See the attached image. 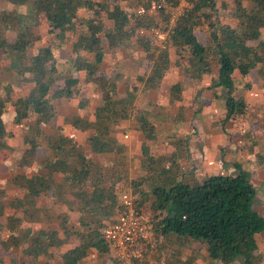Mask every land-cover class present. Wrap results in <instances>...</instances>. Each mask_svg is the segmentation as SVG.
<instances>
[{
    "label": "trees",
    "instance_id": "obj_1",
    "mask_svg": "<svg viewBox=\"0 0 264 264\" xmlns=\"http://www.w3.org/2000/svg\"><path fill=\"white\" fill-rule=\"evenodd\" d=\"M7 1L19 8L29 5L31 10L24 14L0 7V50L10 55L9 70L22 77L16 81L2 77L5 68L0 63V154L7 156L6 140L13 136L3 121L8 109H15V124L28 131L27 149L19 163L26 172L12 180L19 196L8 201L0 189V217H5L0 223V261L6 256L1 264L11 254V264H82L91 256L110 255L111 245L103 231L113 219L119 221L129 193L136 211L153 216L158 238L169 242L175 237L181 245L198 242L213 263L262 264L257 237L264 232V214L256 209L252 173L237 164L234 175L210 176L201 182L183 180L178 161L188 157V140L173 138L168 142L172 154L153 155L148 143L158 132L153 124L156 101L146 95L160 91L169 71L176 68L189 82L210 77L213 96L226 101L227 122L247 117L249 104L235 94L239 80L254 71L264 86V0H247L248 5L246 0H191V8L170 30L164 48L155 36L140 34L169 23L163 12L138 14L151 0ZM221 9L226 20L221 19ZM42 17L61 43L73 38V70L59 69L51 46L35 49ZM203 30L209 35L205 44L198 39ZM9 31L16 32L17 38L9 41ZM132 46L145 55L141 63L146 69L135 82L126 83L123 72L104 71L109 52L123 57ZM26 73L32 78H25ZM22 81L34 87L28 95L17 97L14 87ZM89 84L102 95L94 119L77 115L70 122L78 130L92 132L87 144L77 143L58 126L47 141L53 158L44 159L43 170H30L41 147L42 126L57 115L53 102L79 94L78 106L83 109L89 104L85 95ZM123 84L125 90L120 93ZM249 86L244 83V88ZM183 89L181 84L172 87V104L181 101ZM129 121H136L145 137L143 173L137 178H130L127 169L121 171L129 160L124 144L116 138L119 129L127 130ZM106 154H115L112 165L97 162L96 156ZM257 159L264 163L262 157ZM56 173L63 175L60 185L55 184ZM121 184L120 190L117 185ZM51 193L54 202L40 207L39 199ZM172 256V264L193 261H179L178 253Z\"/></svg>",
    "mask_w": 264,
    "mask_h": 264
},
{
    "label": "crops",
    "instance_id": "obj_2",
    "mask_svg": "<svg viewBox=\"0 0 264 264\" xmlns=\"http://www.w3.org/2000/svg\"><path fill=\"white\" fill-rule=\"evenodd\" d=\"M0 7L2 11L15 12L20 10L21 13H30L31 7L26 5L19 8L12 2L7 0H0ZM38 33L40 39L37 42L35 49L41 47L51 46L53 49L54 57L57 60L60 70L70 71L73 70L72 59L74 57L72 53L73 38H70L66 43H61L55 37V33L49 32V26L43 17L40 19V25L38 27ZM7 38L12 41L17 38V33L14 31L7 32ZM262 40L263 36H262ZM251 45H257L250 43ZM35 49L31 52L35 51ZM140 50V49H139ZM129 55V51H127ZM130 57V58H129ZM126 57V54L121 57L119 54L108 53V60L104 63L110 65L112 71H104L108 74H115L117 71L123 72V64L131 59L137 62V58L132 55ZM0 63L5 68L2 77H9L12 81L22 79L18 76L16 71L9 70L11 65L10 55L6 50H0ZM137 65H135V68ZM134 68V71L137 69ZM174 74V84L166 85L158 92H150L146 95V98L156 101V108H154L153 115L155 119L153 124L156 127L157 137L155 140L148 143L152 147V153L155 157L162 154H172L174 149L168 146V142L173 138H184L188 140V157L180 159L181 165V178L185 181H203L205 178L215 175H231L237 173L236 165L240 164L244 168L248 169L253 175V181L257 188V210L264 213V163L259 164L257 156L262 157L264 160V86L257 76L256 72L244 80V83L250 84L248 88H243L236 92V96L246 101L249 104V113L247 117L242 118L240 126L233 122V120L226 121L227 107L226 101L223 98H215L213 93L215 90L211 89V79L208 76L203 77L201 80L190 81L185 79L182 71L172 68ZM169 71V72H170ZM25 78L30 79L32 75L30 73L25 74ZM239 79L240 76L238 77ZM10 80V81H11ZM167 80V79H166ZM240 81H243L242 79ZM181 84L184 86L182 99L177 102L176 105L171 103V89L174 85ZM34 84L31 82L22 81L15 86V96H26L32 90ZM167 88V90L165 88ZM124 91V90H123ZM120 92V93H123ZM218 91H224L219 89ZM85 95L89 104L83 109H79L78 99L80 95L76 94L74 99H57L53 102L54 109L57 112L55 119L50 124L42 126L43 135L40 138L41 147L37 154V160L34 166L30 170L35 172L43 170V161L45 158H53L52 150L48 147V139L54 136L56 128L61 126L63 133L67 136L74 138L77 143L86 145L87 138L92 132H86L74 128L70 122L73 117L77 115L87 117L90 121L94 119V112L101 101V93L95 91L92 84L88 85ZM81 100V99H80ZM16 117V111L13 108L8 109L3 115V121L5 123L8 132H11L13 136L6 140L7 145L10 147V151L5 156L0 154V189H2L7 195L6 199L12 201L15 196H19L17 188L12 184V180L20 173L26 172L19 168V163L27 149L25 144V137L28 134L27 128L22 125L15 124L14 119ZM249 117V118H248ZM247 118L251 122V136L249 139L237 135L238 132L244 133L243 128L247 125ZM132 123L135 124L132 130ZM248 126V127H249ZM127 127L124 130L119 129L117 139L125 146V155L127 156L130 164L134 160L133 165L137 170V167L141 169L142 160V144L145 142L144 134L139 130L136 121H129ZM260 130H259V128ZM257 129V130H256ZM137 132V136H130L127 133ZM257 131H260L259 133ZM257 132V136L256 133ZM119 143V144H120ZM138 144V149H137ZM136 151V152H135ZM5 153V152H4ZM138 154V155H137ZM136 155V156H135ZM135 156V157H133ZM5 157V158H3ZM115 154H106L103 156H96V160L99 164L112 165ZM137 162L139 165H137ZM129 164V165H130ZM143 172L140 171V174ZM218 173V174H216ZM54 180L56 185H60L63 182V175L54 174ZM130 192V191H129ZM131 195V194H130ZM132 196V195H131ZM2 199L0 198V201ZM55 200L54 193L49 194L46 197L39 199V206L46 207L51 205ZM133 200V199H130ZM129 200V201H130ZM124 204L127 200H123ZM58 212V209L55 212ZM56 215V213H55ZM5 217H0V223L4 222ZM116 219H113L108 224L114 223ZM3 233L0 230V239ZM260 253L263 255L264 264V232L257 237ZM193 241H185L183 246L189 245ZM185 248L187 252L188 249ZM199 250V249H198ZM193 249L189 254V259L193 260V264H203L201 258L206 260L204 264H220L213 263L209 259L205 249L200 251ZM174 255V254H172ZM170 255L169 264L174 263L175 257ZM180 255V253H178ZM1 256V255H0ZM112 256V253L110 255ZM94 257H88L82 264H93L96 261L102 259V263L106 259ZM176 256V255H174ZM181 262L187 261L185 258L178 257ZM201 257V258H200ZM11 258H13L11 256ZM192 262V261H191ZM11 263V262H10ZM108 264V262H106Z\"/></svg>",
    "mask_w": 264,
    "mask_h": 264
},
{
    "label": "built area",
    "instance_id": "obj_3",
    "mask_svg": "<svg viewBox=\"0 0 264 264\" xmlns=\"http://www.w3.org/2000/svg\"><path fill=\"white\" fill-rule=\"evenodd\" d=\"M191 6V0H179L177 5L166 0H151L147 9L139 8L137 10L138 14L157 15L163 12L169 16V23H162L159 28H151L148 31L140 32V34L143 36L153 35L158 40L159 38L167 40L170 30ZM160 43H163L164 48L166 41ZM133 201L130 200L126 203L120 220L109 224L103 231L111 245L112 256L117 264H142L156 250L159 243L153 216L148 213L140 214L134 208Z\"/></svg>",
    "mask_w": 264,
    "mask_h": 264
},
{
    "label": "rangeland",
    "instance_id": "obj_4",
    "mask_svg": "<svg viewBox=\"0 0 264 264\" xmlns=\"http://www.w3.org/2000/svg\"><path fill=\"white\" fill-rule=\"evenodd\" d=\"M136 2L137 1H134V3L136 4ZM246 2V4L248 5V2H247V0L245 1ZM138 9V8H137ZM135 10V9H134ZM220 16H221V19L222 20H226L225 19V15H226V13H225V10L224 9H221L220 10ZM158 15V14H157ZM170 16H171V14H169ZM160 18V17H159ZM161 19V18H160ZM208 33H207V31L206 30H203L202 32H199L198 33V39L200 40V42H202V43H206L207 42V40H208ZM263 39H264V34H263ZM160 40V41H159ZM159 42H165L166 41V38H159ZM256 42H253V44H255ZM128 51H129V55L131 56H133V57H136L137 58V62H135V61H133L132 60V57H131V59H128L124 64H123V74L125 75V77H126V83H130V82H135V80H136V77H137V75H140V73L142 72L143 73V71H144V69H146L145 68V66H144V64H142L141 63V61H142V59H143V57L145 56L144 55V53H142L140 50H138V48L136 47V46H132V47H129V49H128ZM174 52V51H173ZM129 55H126V57H129ZM130 58V57H129ZM141 63V64H140ZM135 65H137V67L135 68ZM134 68L135 69H137L136 71H134ZM105 71H112V68H111V66L108 64V65H105ZM180 71V70H179ZM141 73V74H142ZM174 74H173V71H170L169 72V74L167 75V80H166V82L164 83V85L163 86H165L166 85V83H167V85H173L174 84ZM125 84H123V85H121V89H120V92H122L123 90H125ZM241 87H243L244 88V81H240L239 80V90L241 89ZM165 88V87H164ZM166 90H167V88H165ZM168 91V90H167ZM249 118V117H248ZM247 118V125H246V127L245 128H243L242 129V131H244V133H240V132H238V134L237 135H241V136H243V137H245V138H247V139H249L250 137H252L251 135V127L249 126V125H251V122L249 121V119ZM242 119V118H241ZM241 119H239V120H237V124H238V126H240V122H241ZM261 121H264V119H261ZM133 126H135V124L134 123H132V130L134 129L133 128ZM249 126V127H248ZM259 128V127H258ZM257 130V129H256ZM259 130H260V128H259ZM258 133L260 132V131H257ZM257 132L255 133L256 134V136L258 135L257 134ZM130 134V136H137V132H132L131 131V133H127V135H129ZM144 137V136H143ZM137 149H138V144H137ZM136 152V151H135ZM138 155V154H137ZM136 156V155H135ZM135 156H133V157H135ZM132 160V163L130 164V162L128 161V163L130 164V165H126L125 167H124V164H123V166H122V169H121V171L123 170V171H125V169H127V171H128V174H129V176H130V178H135L136 176L138 177V176H140L141 174H140V171H141V169L140 168H138L137 167V170L134 168V165H133V162H134V160L133 159H131ZM137 165H139L138 164V162H137ZM216 174H218V173H216ZM136 177V178H137ZM117 186H119V188H120V190L122 189V184H121V186L120 185H117ZM128 191V190H127ZM129 192V191H128ZM124 199H126L127 200V202H129V200L130 199H134L131 195H130V193L127 195L126 194V196L124 197ZM123 199V200H124ZM149 208H150V205H148V207H147V210L149 211ZM264 214V213H263ZM119 220H120V218H119ZM171 239H170V241L168 242V241H166V240H164V239H160L159 238V243H158V246H157V248H156V250H154L143 262H142V264H169V259L171 258L170 257V255H172V254H174V255H176L177 253H180V255H178V257L180 256V257H182V258H185L186 260H189V254H191V251H193V249H194V251L195 250H198V251H200L201 249H205L204 248V246L202 245V244H200V243H198V242H194L193 241V243H189V245H187V247H186V245L185 246H183V244L181 245L179 242H178V240L175 238V237H170ZM182 247H186V248H190V249H188L189 250V252H187L186 250H184L185 248H182ZM11 256L12 257H14V254H11L8 258H7V260L5 261V263H3V264H11L10 263V258H11ZM4 257H6V256H4ZM4 257H2L3 258V261L6 259V258H4ZM201 258V257H200ZM104 259H106L104 262H108V264H113V261H115L114 260V258L113 257H111V256H106ZM3 261H0V264L3 262ZM203 261V264H204V262H206V260H203L202 258H201V262ZM93 264H103L102 263V259H100V260H98V261H96V263H93ZM191 264H193V261L191 262ZM206 264V263H205ZM235 264H240L239 262H237V263H235Z\"/></svg>",
    "mask_w": 264,
    "mask_h": 264
}]
</instances>
